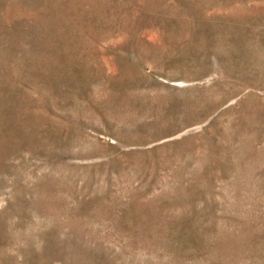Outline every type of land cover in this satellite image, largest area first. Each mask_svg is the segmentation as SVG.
Listing matches in <instances>:
<instances>
[{
  "label": "rangeland",
  "instance_id": "obj_1",
  "mask_svg": "<svg viewBox=\"0 0 264 264\" xmlns=\"http://www.w3.org/2000/svg\"><path fill=\"white\" fill-rule=\"evenodd\" d=\"M0 264H264V0H0Z\"/></svg>",
  "mask_w": 264,
  "mask_h": 264
},
{
  "label": "bare ground",
  "instance_id": "obj_2",
  "mask_svg": "<svg viewBox=\"0 0 264 264\" xmlns=\"http://www.w3.org/2000/svg\"><path fill=\"white\" fill-rule=\"evenodd\" d=\"M187 26H188V25H187ZM214 28H215V27H214ZM213 34H214V33H213ZM169 35H170V34H169ZM169 35H168V36H169ZM201 35H202V34H201ZM203 35H204V34H203ZM214 35H215V34H214ZM170 36H171V35H170ZM205 38H206V37H205ZM205 38H202V39H205ZM175 39H176V38H175ZM200 41H201V40H200ZM206 41H207V40H206ZM206 43H207V42H206ZM208 46H209V45H208ZM211 47H212V46H211Z\"/></svg>",
  "mask_w": 264,
  "mask_h": 264
}]
</instances>
